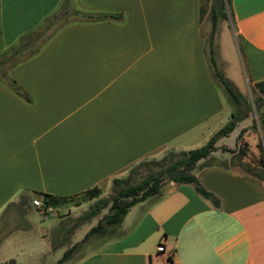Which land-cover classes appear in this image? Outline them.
I'll list each match as a JSON object with an SVG mask.
<instances>
[{
	"label": "crops",
	"instance_id": "obj_1",
	"mask_svg": "<svg viewBox=\"0 0 264 264\" xmlns=\"http://www.w3.org/2000/svg\"><path fill=\"white\" fill-rule=\"evenodd\" d=\"M61 1L0 0V53L44 29L29 43L36 51L4 74L19 93L0 77V211L29 194L71 195L121 177L164 148L196 147L231 112L204 57L201 0H71L73 9L116 17L71 13L45 26ZM229 6L244 84H252L264 78V0ZM222 137L215 147L228 144ZM202 160L191 173L218 206L191 183L168 179L129 206L124 231L103 235L71 264H264V179L218 162L198 166ZM55 220L20 234L4 224L0 251L32 235L38 253L69 246L51 245ZM6 256L0 261L25 264Z\"/></svg>",
	"mask_w": 264,
	"mask_h": 264
},
{
	"label": "rangeland",
	"instance_id": "obj_2",
	"mask_svg": "<svg viewBox=\"0 0 264 264\" xmlns=\"http://www.w3.org/2000/svg\"><path fill=\"white\" fill-rule=\"evenodd\" d=\"M210 1L211 0H201L203 6V27L205 28L203 31L205 48L204 57L211 69L208 60L207 45L209 33L208 27L210 26ZM70 17H72L71 13L68 16H65V19H69ZM231 26L232 18L230 17L229 12L227 13L226 18L218 17L212 39V54L215 66L231 81L235 89L244 97V100L243 102L241 101V104L246 103V105L249 107V110L247 111L246 116L240 119L229 133L222 135L223 137L220 142L228 144H222L215 147V149H213V154L209 155L207 161L218 162L222 165L230 166L236 170L244 171L243 164L236 162V159L240 158L242 163L254 165L253 162L259 153L257 146L261 144L264 151V126L262 128L260 127L259 110H255L253 106V99L257 96V92L253 89L252 84L249 82L244 84L241 50L239 44L236 43V40L233 38ZM44 35H46V33H44ZM34 44L36 45V43ZM34 44L32 47H27L24 49V51H22V53L18 54L17 56L8 57L6 54L0 53V77L2 73H7L8 68L12 65L16 57H25L27 54H29L30 50L36 49L37 45L34 46ZM4 56H7L5 60ZM215 82L217 83L216 86L219 90V93L221 94L222 99L225 100V105H228V109H231V111L236 110L235 104L229 100L223 86L217 80H215ZM238 113H240V111H238ZM229 117L230 114L228 118ZM211 135H209L207 139ZM207 139L201 141L197 146L204 144ZM238 146L242 149V154L238 152ZM239 156H242V158ZM175 157L176 154H171V150L166 148L160 150L156 154L147 155L146 157L129 165L127 169H125L123 174H121L123 180L121 181L120 185L124 186L140 181V179L147 173L161 169L169 162V160L174 159ZM168 179L170 178H167L166 175H163L161 183H165ZM98 187L99 194L97 196H94L90 199H85L83 198L84 194H77L61 203H58L56 206H49V210H44V212L40 213L38 212V207L34 206L30 201V197L34 194H29V199L23 203L17 202L5 205V207L0 211V228H3L5 224V227L14 228V232L16 231L17 234H20L25 228L30 227L32 231H36V228L41 227L40 225H43L46 221H53L56 219L55 227L53 226L55 230L51 232L53 235L51 237L49 236V239H52L51 245L54 246L58 240H65L68 242V244H70L72 241L73 243H78L74 247L71 255L62 260L60 264H71L73 262H77L81 258L88 256L90 252L95 249L94 245L97 239H102L103 235H108L110 232H112L111 234L115 236L119 234L120 231H124L126 229V226L120 222L116 224L111 230L108 229L102 234H91L85 238V240H81L86 230L92 224H94L103 213L107 211L108 203L100 208L99 212L95 216L86 220L81 219V214L88 210L95 201H98L97 203L101 204L102 199H108L110 197V193L113 190L111 178L107 181H101L98 184ZM34 196L39 198L38 195ZM105 227L108 228L110 226L106 225ZM56 230L62 233L61 236H54ZM36 236L32 235L28 241L20 240L16 244L8 247L10 250H12V252L4 253L0 251V260L6 254L7 256H13L16 259L21 260L25 264H48L53 262L56 257L58 258L61 256V253L68 247L64 242V245H58L54 248H51L49 251L38 253L36 248L38 237ZM0 248L2 249V245ZM0 264L10 263L7 259L0 261Z\"/></svg>",
	"mask_w": 264,
	"mask_h": 264
},
{
	"label": "trees",
	"instance_id": "obj_3",
	"mask_svg": "<svg viewBox=\"0 0 264 264\" xmlns=\"http://www.w3.org/2000/svg\"><path fill=\"white\" fill-rule=\"evenodd\" d=\"M70 1L71 0H62L57 11L51 13L50 17L47 18L45 26H49L53 23H56L59 20L61 21V23L66 22L67 19H65L63 15L68 16L70 13L78 15L83 20L116 17L115 13H107L101 11L90 12L73 9L70 7ZM199 10L200 12L203 11L202 4L200 5ZM209 11L211 28L208 33L207 45L208 60L212 70L211 73L213 75V78L223 86L227 97L230 101L235 104L236 110L230 112V117L228 118V120L224 124H222L217 130H215L204 144L186 150L181 149L177 150L176 152L171 151V154H176V157L174 159L169 160V162L161 169L147 173L144 177L140 179V181L122 186L120 185L121 181L123 180L122 177H113L111 179L113 184V190L110 193V197L108 199H102L101 204H98V201H95L88 210L84 211L81 214V219L86 220L90 217L95 216L99 212V209L108 203L107 211L103 213L96 220V222L86 230L81 240H85V238H87L91 234H102L108 229H113L116 224L120 223L123 214L127 211L129 206L139 200L144 199L149 195L157 193L160 190L162 176L166 175V173L170 169L183 168L185 170L184 173H181L179 175H173L170 177V179L174 181L191 183L195 191H197L203 197L207 198L213 206L219 205L218 197L211 191L205 189L199 183L194 174L191 173V169L196 166V162L199 159L203 158V160L198 163V166L205 165L208 163L205 158L208 157L209 153L213 149H215V140L218 137L227 134L240 119L244 118L247 114V111L249 110V107L246 105V103L241 104L244 100V97L235 89L231 81L221 71H219V69H217L212 54V37L215 30L216 20L218 17L226 18L228 12L230 17L232 14L230 11L229 0H212ZM43 30L44 29L36 30L32 33H28L21 36L16 43L10 45L1 53L6 54L8 57L17 56L18 54L22 53L24 49L29 47V43L31 42L33 37H41V35L43 34ZM35 51L36 50L32 49L30 50L29 54H27L25 57H16L12 64H15L16 62L25 59L27 56L31 55ZM7 56H4V60ZM2 75H4V73ZM4 76V82L15 93H19V87L17 83L9 76ZM252 87L257 92V96L253 99V106L255 110H259V124L262 128L264 126V78L254 81L252 83ZM238 111H240V113H238ZM257 147L259 153L253 162L254 165L244 164L242 163L240 158L236 159V162L243 164V169L245 172L250 173L259 179H264V151L261 144H259ZM239 157L242 158V156ZM77 194H84L83 198L90 199L99 194V187L98 185H92L91 187L81 190L79 193H74L71 195H55L51 193L41 192V201L44 206H56L58 203H61L64 200H67ZM106 225L110 227L106 228ZM77 244L78 243H73L72 245H69L61 253V256H59L55 261L48 264H59L60 262H62V260L71 255L74 247ZM8 262L10 264H16L12 258L8 259Z\"/></svg>",
	"mask_w": 264,
	"mask_h": 264
},
{
	"label": "built area",
	"instance_id": "obj_4",
	"mask_svg": "<svg viewBox=\"0 0 264 264\" xmlns=\"http://www.w3.org/2000/svg\"><path fill=\"white\" fill-rule=\"evenodd\" d=\"M31 203L38 207V212H44V210H49V206H44L42 201L39 198H32ZM42 205V206H41Z\"/></svg>",
	"mask_w": 264,
	"mask_h": 264
},
{
	"label": "water",
	"instance_id": "obj_5",
	"mask_svg": "<svg viewBox=\"0 0 264 264\" xmlns=\"http://www.w3.org/2000/svg\"><path fill=\"white\" fill-rule=\"evenodd\" d=\"M238 152H239L240 154L243 153L242 149H241L239 146H238ZM184 172H185V170H184L183 168H180V169H170V170L166 173V177H167V178H170V177L173 176V175H179V174L184 173Z\"/></svg>",
	"mask_w": 264,
	"mask_h": 264
}]
</instances>
